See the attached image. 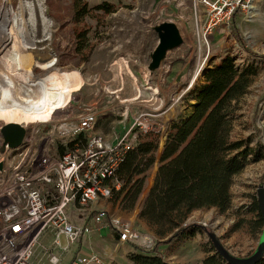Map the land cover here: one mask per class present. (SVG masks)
Listing matches in <instances>:
<instances>
[{"label":"rangeland","instance_id":"374dc122","mask_svg":"<svg viewBox=\"0 0 264 264\" xmlns=\"http://www.w3.org/2000/svg\"><path fill=\"white\" fill-rule=\"evenodd\" d=\"M4 1L17 19L16 24L11 23L6 9L0 8V36L14 40L13 49L23 61L21 72L32 77L55 68L66 77L69 87L62 110L21 124L27 144L20 150L8 149L0 156L7 165L20 162L26 152L31 172L44 170L68 148L64 142L69 143V139L62 134L65 125L76 123L89 112L96 116L94 132L108 141L129 130L132 139L138 136L135 120L152 124L160 133L159 153L170 125L185 114L186 100L201 80L203 70L227 53L240 66L254 64L259 68L258 78L239 102L233 137L251 136L254 143L264 144V0H254V10L248 15L238 13L235 23L215 30L206 44L197 37L198 0H83L90 8L107 2L116 11L106 17L93 14L78 25L72 21V0ZM162 22L175 23L183 43L169 51L158 70L150 74V53L157 45L152 27ZM83 30L90 31L89 48L76 52L75 33ZM4 124L0 121V128ZM156 168L157 164L148 174L140 203L148 194ZM263 176L264 159L249 162L233 179L227 212L219 214L210 209L191 214L185 225H200L206 232H197L169 247L159 246L157 253L165 261L170 259L171 264H198L209 249L208 232L230 255H251L261 231L251 234L231 229L239 210L256 198L258 187L264 184ZM101 205L122 221H129L142 236L152 237L154 244L150 249L156 246V238L139 222L136 208L127 214L109 201H102ZM135 213L137 219L133 217ZM128 246L141 248L137 244Z\"/></svg>","mask_w":264,"mask_h":264},{"label":"trees","instance_id":"16d2710c","mask_svg":"<svg viewBox=\"0 0 264 264\" xmlns=\"http://www.w3.org/2000/svg\"><path fill=\"white\" fill-rule=\"evenodd\" d=\"M115 11L107 2L90 8L83 0H72V21L76 25L93 14L106 17ZM235 18L236 15L232 23ZM2 23L0 19V26ZM89 32L75 33L76 52L89 48ZM258 75L259 68L254 64L240 66L231 54L223 55L203 70L201 80L186 100L185 114L170 125L160 152V133L153 132L138 135L133 148L126 152L115 174L121 186L113 190L109 200L121 212L130 214L135 210L148 174L157 164L138 211L139 222L156 238V246L150 250L135 247L127 256L131 264H170L157 253V247H169L197 232H206L200 225H185L191 213L210 209L219 214L227 212L234 177L249 162L264 159V144L260 141L254 143L251 136L233 137L239 102L249 93ZM84 141L80 135L68 143V148ZM241 209L244 210H239L231 230L262 233L264 220L257 198ZM208 246L198 264H230L210 240ZM256 264H264V256Z\"/></svg>","mask_w":264,"mask_h":264},{"label":"built area","instance_id":"2783aa9c","mask_svg":"<svg viewBox=\"0 0 264 264\" xmlns=\"http://www.w3.org/2000/svg\"><path fill=\"white\" fill-rule=\"evenodd\" d=\"M253 2L198 0L195 8L198 40L206 44L215 30L231 23L234 15H248ZM95 125L96 116L91 112L76 123L65 125L62 134L69 142L82 135L84 144L75 142L36 174L31 172L26 152L20 155V162L10 166L0 158L3 163L0 170V264H37L32 261L36 248L41 249L48 264H59L61 255L56 250L65 253L68 249L60 244L59 236H64L67 244L72 245L83 236L104 228L113 231L120 243L137 244L145 250L152 247V237L142 236L129 221H122L101 205L102 201L110 200L113 190H119L121 184L115 178L116 171L138 136L132 139L129 130L116 140L108 141L94 132ZM135 129L138 135L158 133L152 124L139 119L135 120ZM27 141L25 134L16 150L25 147ZM67 143L64 145L68 146ZM1 144L0 136V147ZM49 233L52 242L46 247L41 239ZM91 263L114 264L94 252L70 262Z\"/></svg>","mask_w":264,"mask_h":264},{"label":"bare ground","instance_id":"6f19581e","mask_svg":"<svg viewBox=\"0 0 264 264\" xmlns=\"http://www.w3.org/2000/svg\"><path fill=\"white\" fill-rule=\"evenodd\" d=\"M0 8L6 9L10 22L16 24L17 16L9 13L4 0H0ZM13 42L0 36V121L21 125L62 110L69 89L66 77L55 68L32 77L24 75Z\"/></svg>","mask_w":264,"mask_h":264},{"label":"water","instance_id":"95a60500","mask_svg":"<svg viewBox=\"0 0 264 264\" xmlns=\"http://www.w3.org/2000/svg\"><path fill=\"white\" fill-rule=\"evenodd\" d=\"M152 31L155 32L157 36V45L150 53V62L147 67L150 74L155 73L158 70L159 66L165 61L166 55L169 51L178 48L183 43L180 31L177 25L173 22H162L157 24L152 27ZM25 134L26 130L20 124H4L0 128V136L2 138L0 153L3 154L7 149H16L20 147ZM2 167L3 163L0 162V170ZM256 198L258 208L264 220V184L258 187ZM207 235L215 249L230 264H256L264 256V226L254 252L245 258H236L230 255L213 234L208 233Z\"/></svg>","mask_w":264,"mask_h":264},{"label":"crops","instance_id":"0c3cea01","mask_svg":"<svg viewBox=\"0 0 264 264\" xmlns=\"http://www.w3.org/2000/svg\"><path fill=\"white\" fill-rule=\"evenodd\" d=\"M149 189L150 188H148V191ZM145 196L143 197L145 198ZM141 201H139L135 212L139 211ZM199 211L200 210L194 211L191 214ZM133 217H136L135 219H137V214L135 213ZM61 239H63V241ZM59 241L62 246L68 247L67 252L65 253L56 250L61 255V262L59 264H70L73 258L85 256L90 252L96 253L104 260H111L114 264H131V262L127 259V256L129 253L134 251V249H130L128 243H120L117 240L114 232L108 228H104L100 232L92 233L88 236H83L77 243H74L72 245H68L65 237L62 235L59 236ZM41 242L46 247L51 246L52 234H45L42 237ZM32 261L37 264H48L46 258H44V256L42 255V251L40 248L35 249ZM166 261L170 264L173 263L170 261V259H167Z\"/></svg>","mask_w":264,"mask_h":264}]
</instances>
